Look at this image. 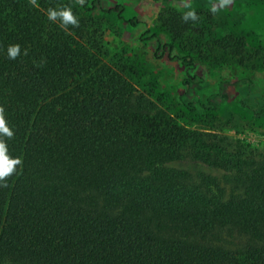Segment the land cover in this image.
<instances>
[{"label":"trees","instance_id":"obj_1","mask_svg":"<svg viewBox=\"0 0 264 264\" xmlns=\"http://www.w3.org/2000/svg\"><path fill=\"white\" fill-rule=\"evenodd\" d=\"M89 3L0 0V106L22 160L0 187V263L264 264V148L158 109L101 55ZM62 6L78 27L49 21ZM183 15L166 22L174 37L195 29ZM185 158L223 176L168 167Z\"/></svg>","mask_w":264,"mask_h":264},{"label":"rangeland","instance_id":"obj_2","mask_svg":"<svg viewBox=\"0 0 264 264\" xmlns=\"http://www.w3.org/2000/svg\"><path fill=\"white\" fill-rule=\"evenodd\" d=\"M92 2L98 8L82 15L101 55L158 109L186 130L216 133L246 151L264 148V116L255 112L264 107V0L224 8L219 0H90L87 7ZM189 10L199 17L195 29L174 37L166 22ZM228 39L233 48L222 46ZM168 167L223 176L190 158Z\"/></svg>","mask_w":264,"mask_h":264},{"label":"clouds","instance_id":"obj_3","mask_svg":"<svg viewBox=\"0 0 264 264\" xmlns=\"http://www.w3.org/2000/svg\"><path fill=\"white\" fill-rule=\"evenodd\" d=\"M30 4L36 6V0H29ZM77 3L80 5L84 4V0H77ZM232 3V0H219V7L224 8L229 6ZM185 8H191V5L185 3ZM212 12L215 13L219 9L215 6L212 7ZM47 18L49 21H60V26L64 29L68 25L73 27L79 26V21L77 17L73 14L71 7L62 6L59 9L49 8L47 12ZM199 17L197 16L194 10L187 11L182 20L187 22L188 20L197 21ZM8 58L15 60L20 54L21 49L19 44L9 45L7 49ZM24 55H27V50L24 51ZM14 137V132L11 127L8 125V121L5 117V109L3 106H0V187L7 186V180L15 172L18 166L22 165V160L19 157L13 158L8 153V147L6 139H12Z\"/></svg>","mask_w":264,"mask_h":264}]
</instances>
